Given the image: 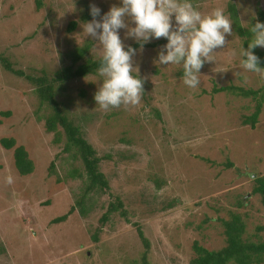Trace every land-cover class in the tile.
Masks as SVG:
<instances>
[{
  "label": "rangeland",
  "instance_id": "374dc122",
  "mask_svg": "<svg viewBox=\"0 0 264 264\" xmlns=\"http://www.w3.org/2000/svg\"><path fill=\"white\" fill-rule=\"evenodd\" d=\"M191 2L205 15L222 7L230 17L228 7L235 6L246 30L258 20L257 10L264 12V0ZM92 4L101 19L122 0H0V140L14 143L10 150L0 143V264H142L143 256L148 264H190L193 243L208 251L226 246L221 221L233 214L245 225V242H264V207L252 192L264 176V80L242 68L244 39L232 26L196 89L183 83L182 64L157 63L165 38L139 45L133 74L144 81L141 102L104 111L94 100L103 83L98 72L53 81L77 48L88 46L85 59L102 58L99 42L82 27L93 19ZM126 31L119 30L125 50L138 44ZM2 60L23 77L5 71ZM25 76L54 82V100L94 149L107 189L83 197V165L63 151L64 137L56 142L47 131L53 109ZM221 87L227 90L214 92ZM249 90L258 95H242ZM260 98L251 128L244 120ZM19 146L33 164L27 176L14 167ZM77 201L85 214L75 210L52 222ZM112 204L120 207L103 221Z\"/></svg>",
  "mask_w": 264,
  "mask_h": 264
},
{
  "label": "clouds",
  "instance_id": "9594fccd",
  "mask_svg": "<svg viewBox=\"0 0 264 264\" xmlns=\"http://www.w3.org/2000/svg\"><path fill=\"white\" fill-rule=\"evenodd\" d=\"M90 9L93 19L82 27L102 47L97 72L103 83L94 100L104 111L136 106L144 94V81L133 74L137 69L133 66L137 49L128 46L125 50L119 30L126 29V38L134 39L141 49L153 38H166L168 43L160 50L157 63L182 64L183 83L192 89L199 87L205 63L215 62V50L225 47L226 35L233 34V22L224 8L217 7L205 15L191 0H122V6L113 5L101 19H97L101 14L99 7L92 4ZM129 22L135 26L131 27ZM249 31L252 37L247 50L240 52L241 65L264 80V68L253 51L264 47V23L257 21ZM8 181L11 182L10 177Z\"/></svg>",
  "mask_w": 264,
  "mask_h": 264
},
{
  "label": "trees",
  "instance_id": "16d2710c",
  "mask_svg": "<svg viewBox=\"0 0 264 264\" xmlns=\"http://www.w3.org/2000/svg\"><path fill=\"white\" fill-rule=\"evenodd\" d=\"M39 6V1L37 2ZM230 18L233 22V29L239 38L244 39L243 46L248 48L250 42L251 32L241 27L235 6L230 5L228 7ZM257 16L259 22H263L264 12L261 9L257 10ZM256 21V22H257ZM74 28V23L70 24V29ZM164 42H168L165 38ZM161 43V42H158ZM140 44L131 45V47L137 48ZM156 44L147 45L154 47ZM260 58V67L264 68V52L259 48L253 50ZM88 52V46L77 48L71 53L70 65L61 68L54 78L55 83H64L72 79H78L90 74H95L97 69L101 65V58L97 60L85 59ZM82 60V63L79 61ZM5 71L13 73L14 75L23 77V73L13 70L11 65L5 60H2ZM27 80L33 84H37L36 93L41 103H46L53 109V114L46 119V129L48 132L55 133V141L59 142L62 137L65 138V144L63 151L72 153L73 158L79 159L83 165L85 175V187L83 197H86L88 193H97L107 189L108 184L103 174L99 171V158L96 157L95 151L90 144L83 138L80 128L75 126L58 108L57 103L53 97V83L48 82L44 78H32L25 76ZM227 90V88H214V92L219 93ZM242 95L256 96L258 91H243ZM262 99L258 100L255 105V111L252 115L244 120L245 124H249L251 128H254L258 116L261 110ZM8 115V114H4ZM60 127L62 131H58L57 127ZM1 145L4 149L10 150L13 148L14 143L12 139H1ZM13 162L17 173L20 176H27L33 171V164L29 160L28 155L23 147H17L13 152ZM255 186L253 194L259 195L261 204L264 207V176L257 177L255 180ZM118 206V207H117ZM112 204L109 207L107 213L103 216L102 220H106V215L112 211H117L119 205ZM76 207L78 209H76ZM76 207L72 206L67 214L55 218L52 220L54 224L65 221L68 215L72 214L75 210H78L80 215L85 214V210L82 206V202L77 201ZM224 229V236L226 238V246L218 251H208L205 248L193 243L192 248L194 251V258L190 260V264H264V242L258 244L247 243L243 240V234L245 231V225L241 220V217L237 214H233L229 220L221 221ZM137 236L140 239L144 247H148V243L143 236V233L139 228L136 229ZM95 240L97 239L94 238ZM142 264H148L143 256Z\"/></svg>",
  "mask_w": 264,
  "mask_h": 264
}]
</instances>
